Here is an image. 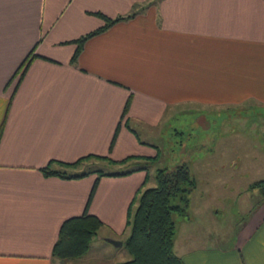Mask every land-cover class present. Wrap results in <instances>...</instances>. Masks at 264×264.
I'll return each mask as SVG.
<instances>
[{
	"label": "crops",
	"instance_id": "0c3cea01",
	"mask_svg": "<svg viewBox=\"0 0 264 264\" xmlns=\"http://www.w3.org/2000/svg\"><path fill=\"white\" fill-rule=\"evenodd\" d=\"M131 10L86 39L70 62L71 40L103 24L94 12L114 18ZM246 103L264 108V0H0V264H79L91 248L118 247L98 232L120 233L147 175L142 167L159 155L136 127L152 130L176 108ZM89 154L131 155L101 162L141 168L97 179L39 171ZM206 179L205 187L221 177ZM83 211L102 223L87 251L53 258L61 222ZM252 218L241 251L246 264H264V200ZM174 253L183 264H204L203 251Z\"/></svg>",
	"mask_w": 264,
	"mask_h": 264
},
{
	"label": "rangeland",
	"instance_id": "374dc122",
	"mask_svg": "<svg viewBox=\"0 0 264 264\" xmlns=\"http://www.w3.org/2000/svg\"><path fill=\"white\" fill-rule=\"evenodd\" d=\"M182 109L176 108L172 116V112L167 114L166 121L152 130L148 128L144 132L136 127L139 139L153 144L159 152L155 161L145 163L148 176L145 186L156 184L157 168H171L185 162L195 179V187L188 194L187 216L172 214L174 252L203 251L204 264V260L210 264H233L241 260V264H246V250L242 252L241 245L246 242L253 212L262 203L257 190L249 189L248 184L264 177L261 154L264 153V108L246 103ZM207 149L210 151L206 152ZM229 151H234L233 155ZM84 161L79 162L76 171L120 169L96 159ZM211 173L218 174L221 180L218 185L212 182L205 187L204 179ZM91 174L97 178V173L87 175ZM99 231L101 236H111L108 239L117 238L113 240L121 245L110 250L91 248L79 264H117L131 258L123 244L129 234L125 222L118 235L106 228ZM65 263L75 264L70 260Z\"/></svg>",
	"mask_w": 264,
	"mask_h": 264
},
{
	"label": "trees",
	"instance_id": "16d2710c",
	"mask_svg": "<svg viewBox=\"0 0 264 264\" xmlns=\"http://www.w3.org/2000/svg\"><path fill=\"white\" fill-rule=\"evenodd\" d=\"M133 13L134 11L131 10L127 15L109 18L100 12H94V15L102 19L103 24L71 40L75 44V48L70 57V62L75 61L86 39L104 31L114 22L130 17ZM33 56L31 50L21 61L13 74V76H17V80L22 76ZM125 108L126 105L123 107V112ZM117 128L118 125L114 130L112 141ZM133 157L128 155L121 160L113 161L105 156L89 154L72 162L57 161L59 168L52 167L54 161L50 160L45 166L39 168V171L43 176H57L63 179H77L91 172L97 173V178L102 175H126L141 167H131L126 170L96 169L83 171H76L75 168L82 160L96 159L104 160L108 164H122ZM153 158L156 157H151V160ZM146 176L145 174L143 182L135 191L126 211L125 225L129 227V234L123 244L131 258L117 264H183L181 257L177 256L173 250L175 224L172 214L186 215L188 194L195 187L194 179L185 162L175 164L171 168H157L154 173L156 182L154 186H145ZM248 188H255L264 200V177L250 182ZM101 225L102 223L97 216L86 211L64 219L58 228L56 239L52 245L51 256L59 260L81 257L87 251L91 239Z\"/></svg>",
	"mask_w": 264,
	"mask_h": 264
},
{
	"label": "water",
	"instance_id": "95a60500",
	"mask_svg": "<svg viewBox=\"0 0 264 264\" xmlns=\"http://www.w3.org/2000/svg\"><path fill=\"white\" fill-rule=\"evenodd\" d=\"M105 240L107 242H109L110 244L114 245V246H120L121 245V242L120 241H116V240L108 239V238H106Z\"/></svg>",
	"mask_w": 264,
	"mask_h": 264
}]
</instances>
